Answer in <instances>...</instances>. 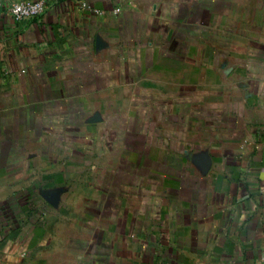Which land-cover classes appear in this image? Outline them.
<instances>
[{"label": "crops", "instance_id": "obj_1", "mask_svg": "<svg viewBox=\"0 0 264 264\" xmlns=\"http://www.w3.org/2000/svg\"><path fill=\"white\" fill-rule=\"evenodd\" d=\"M45 2L0 10V264H264V0ZM112 95L164 107L119 135L161 142L165 170L63 127Z\"/></svg>", "mask_w": 264, "mask_h": 264}, {"label": "rangeland", "instance_id": "obj_2", "mask_svg": "<svg viewBox=\"0 0 264 264\" xmlns=\"http://www.w3.org/2000/svg\"><path fill=\"white\" fill-rule=\"evenodd\" d=\"M89 90L86 92V94L91 93L94 88L91 86L88 87ZM114 88H112V93H115L113 91ZM111 93V94H112ZM145 96L148 95L143 93ZM140 96V93H138ZM113 95L111 97V103L110 104H103V103H98L95 105H91L90 103H87V99L85 98H78L77 102L76 100H73L71 104L64 105L63 111L68 110L66 112L70 117L67 119L64 116V121L62 122L63 127L67 128L66 130H76L79 129V132L83 130L84 132L92 133L93 136L87 137L88 140H90V144L94 145H131L134 147H140V152L138 153L137 157L133 156L132 159L135 160V166H130L127 167V165H124V170H131L134 171L136 170L137 173L141 171L143 174L150 172L151 169H156L154 165H157V170L158 171H163L165 170V164L164 162L168 159V157L161 152L160 148L158 147L161 142L157 140H153L151 137L148 136H140V135H134V134H123L119 135L121 131H124L125 129L127 131H130V133H133L135 130H138V128L142 127V124H145V118H147L150 113H164L165 109L164 107L156 104H150V103H143L141 105H135V104H120L116 101H113ZM106 99V98H105ZM95 107V110L98 109V111L94 112V115L97 116L99 111L101 113H104V110L106 113L102 114L105 117V120H101L103 116H100L96 124L94 125L95 128L92 129L87 128V120L90 115V111L92 108ZM178 108H175V112L173 115V124L174 127L177 128L180 126L179 120L177 118L180 117V113L182 112V107L177 106ZM125 109L124 111H127L128 114L134 115L137 117L136 119H130L127 121L128 128L123 125L122 118H116L119 113V111ZM110 113V114H107ZM133 113V114H132ZM108 115L110 117H108ZM109 120L114 121V128L111 129L114 131H111L110 133L108 130L109 126ZM124 121V120H123ZM123 125V126H122ZM121 126V127H120ZM117 130V131H115ZM191 138H194L193 134L190 135ZM73 136H68L67 139L71 140ZM180 136H175L174 137V144L181 142ZM116 153V152H115ZM97 154V153H96ZM118 153L113 154L114 158H116ZM171 159V157H170ZM134 162V161H133ZM140 163L143 165L142 167L140 166ZM153 165V167L151 166ZM152 167V168H150ZM166 169H169L171 172H173V169L171 167H167Z\"/></svg>", "mask_w": 264, "mask_h": 264}, {"label": "built area", "instance_id": "obj_3", "mask_svg": "<svg viewBox=\"0 0 264 264\" xmlns=\"http://www.w3.org/2000/svg\"><path fill=\"white\" fill-rule=\"evenodd\" d=\"M45 8V0H0V10L5 9L17 22L41 16Z\"/></svg>", "mask_w": 264, "mask_h": 264}]
</instances>
